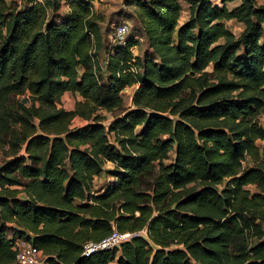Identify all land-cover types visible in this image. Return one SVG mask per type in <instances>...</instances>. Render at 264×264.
<instances>
[{"label": "trees", "instance_id": "1", "mask_svg": "<svg viewBox=\"0 0 264 264\" xmlns=\"http://www.w3.org/2000/svg\"><path fill=\"white\" fill-rule=\"evenodd\" d=\"M232 1L122 0L139 35L110 44L92 0H0V264L18 238L43 264H264V2ZM113 229L138 234L81 256Z\"/></svg>", "mask_w": 264, "mask_h": 264}, {"label": "rangeland", "instance_id": "2", "mask_svg": "<svg viewBox=\"0 0 264 264\" xmlns=\"http://www.w3.org/2000/svg\"><path fill=\"white\" fill-rule=\"evenodd\" d=\"M7 1L8 2L10 1L20 6L25 5V0H7ZM259 2H264V0H259ZM92 4H93L95 11L100 16L99 25L104 34L105 43L109 41V37L107 34L111 35L113 30L123 22H126L128 24V31L126 32V37L131 34L139 35L136 29L135 20L130 18L133 8L130 6L123 5L122 0H92ZM238 4H239V0H234L232 2H227L226 7L228 9H232ZM181 5H182V11L180 14V19H179L180 22L184 21L188 17V11H187L188 4L186 0H181ZM66 9H67L66 4L62 2V7L56 13L62 14L66 11ZM51 13L52 12L50 11V14ZM226 25L235 34H239V32L242 30V27H243L241 23L236 22L234 20L226 21ZM145 46H146V41L144 37L141 36L139 38V43L132 49L133 54L141 56L143 54V51H144L143 49H145ZM104 58H105V53L104 51H101L99 53V59L101 60V62H103ZM132 92H133V89L130 88V86L126 87L125 90L123 89L121 93L122 99H123L122 108H125L129 105L130 96ZM20 98L28 101V94L22 95L20 96ZM78 100H81V98L77 93L65 92L61 96L58 106L66 110H71L74 108V105ZM27 103H29V101ZM115 112L117 113L118 110H116ZM97 113L101 116H105V119L103 120L104 122H106V120L111 118V114L105 111L104 109L98 110ZM259 121L264 122V112L262 113ZM85 122L86 121L81 120L80 118L76 117L73 121V125H80ZM257 145L260 151L262 152V154L264 155V141H257ZM171 158H172V153H170L169 159L165 160L164 163H169ZM5 159H7V157L5 156L3 151L0 150V163H2ZM107 180L108 179L103 176L95 177L94 178L95 189L96 190L101 189L103 186H105ZM250 189L252 190L251 187ZM141 234L144 235L145 232L141 231Z\"/></svg>", "mask_w": 264, "mask_h": 264}, {"label": "built area", "instance_id": "3", "mask_svg": "<svg viewBox=\"0 0 264 264\" xmlns=\"http://www.w3.org/2000/svg\"><path fill=\"white\" fill-rule=\"evenodd\" d=\"M128 31V24L126 22L121 23L116 27L112 34L109 35L110 44H124L126 32ZM107 63V59H103L104 67ZM132 72H136L133 67L129 69ZM140 233V232H139ZM134 234L130 232H119L116 229L102 238L99 241H86L82 245L81 256H89L90 254L99 251L113 249L119 247V245L129 240ZM13 249L16 251V262L19 264H43L42 252L31 242L24 238H18L15 241Z\"/></svg>", "mask_w": 264, "mask_h": 264}, {"label": "crops", "instance_id": "4", "mask_svg": "<svg viewBox=\"0 0 264 264\" xmlns=\"http://www.w3.org/2000/svg\"><path fill=\"white\" fill-rule=\"evenodd\" d=\"M181 22H182V21H181ZM130 88H132V89L134 90L135 86H130ZM125 89H126V88H125ZM125 89H124V90H125ZM108 166L110 167V166H111V163L108 162V163L105 164V167H106V168H107Z\"/></svg>", "mask_w": 264, "mask_h": 264}]
</instances>
